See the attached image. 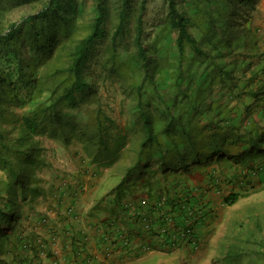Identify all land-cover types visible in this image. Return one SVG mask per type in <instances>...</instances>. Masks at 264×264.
<instances>
[{
    "label": "trees",
    "instance_id": "1",
    "mask_svg": "<svg viewBox=\"0 0 264 264\" xmlns=\"http://www.w3.org/2000/svg\"><path fill=\"white\" fill-rule=\"evenodd\" d=\"M166 1L167 14L160 31L175 34L179 64L185 61L186 48L193 51L194 58L204 59L208 53L203 47H210L212 54H220L229 50L233 42H240L241 32L246 39H252L238 47L245 48L255 41L248 30H234L233 16L238 10L234 0H216L214 6L212 0H206L210 7L197 6L194 12L180 9L177 0ZM242 1L251 3V0ZM147 2L93 0L92 16L78 21L67 15L70 8L76 7L74 0H0V255L6 247L13 253L20 250L23 239L7 233L4 226L12 229L26 203L41 194L34 175L35 168L40 167L42 149L37 137H52L66 147L74 140L92 142L91 146L98 145L97 158L104 156L110 161L116 159V150L123 148L125 135L117 132L112 135L114 122L102 114L100 106L88 111L85 117L80 108L83 104L98 103L96 93L101 74L94 66H101L106 72L104 78L118 79L131 87L136 84L129 83L127 73L136 68L142 74L139 93L145 84L155 85V75H162L156 58L150 55L151 48L144 43L143 15ZM14 9H20L18 18L12 17ZM192 30L201 36H194ZM233 32L239 34L237 39ZM131 47L133 50L122 60L120 48L129 51ZM248 51L257 53L254 42ZM215 57L212 58L215 60ZM221 65L222 85L218 92L212 89V84L219 81L217 76L212 77V84L207 88L199 87L198 82L182 86L174 81L165 90L163 86L152 89L157 104L164 106L165 111L160 110L159 118L155 119L147 111H139L142 119L139 145L127 149L133 156L124 167L117 187L133 185L140 178L142 188L152 194L156 187L145 175L151 164H157L165 174H190L192 167L201 165V159L237 161L239 157L247 162L264 152L261 147L264 133L257 121L252 120L249 126L245 125L246 118L234 122L239 116L249 115L251 106H257L255 99L264 100V91H257L260 87L253 85L256 76L263 74L264 65L261 70H253L249 84L242 86L240 81L225 84L224 76L229 70L227 64ZM220 90H225V100L220 97ZM142 97L138 95V99ZM181 105L193 111L195 117L200 115L201 107H211L210 112L218 118L208 116L211 121L202 123L205 128L201 126L196 133L190 128L187 132L180 118L175 117ZM17 108L23 111H15ZM157 119L162 121L160 129L156 127ZM241 127L244 133H240ZM203 130L208 133L204 134ZM230 130L236 131L233 136L226 133ZM191 199L190 195L168 199L162 209H170L183 217L186 206L192 209V203H187ZM237 199L232 193L225 197L230 204ZM259 246L258 260H264V239ZM33 253L37 257L35 250Z\"/></svg>",
    "mask_w": 264,
    "mask_h": 264
},
{
    "label": "rangeland",
    "instance_id": "2",
    "mask_svg": "<svg viewBox=\"0 0 264 264\" xmlns=\"http://www.w3.org/2000/svg\"><path fill=\"white\" fill-rule=\"evenodd\" d=\"M136 1L138 2V0ZM212 1V5H216L217 1ZM74 2L76 7L70 8L67 15L75 17L78 21L92 16L93 0H74ZM177 2L180 9L191 10V12H194L197 6L210 7L206 0L195 2L193 0H177ZM234 3L238 9L233 16L234 30L244 29L253 34L255 41H251L248 46L251 47L254 42L257 53H250L248 46L238 47L243 42L248 43L252 39H246L244 33L241 32L238 40L240 42L235 41L229 50L221 51L222 54L224 53L223 55L221 53L212 54L211 48L205 46L203 50L208 53L207 57L196 59L193 56V51L186 48L185 61L179 64L175 49V34L169 30L160 31V25L163 20L165 22L167 14V1L148 0L143 15L144 43L151 48L150 55L156 58V66L159 71H162V75H155V85L145 84L139 93L138 83L142 80V74L136 68L127 73L129 83L136 84L135 87H131L130 84H123L118 79L104 78L106 72L102 70L101 66H94L96 72L101 74L96 93L99 100L97 105L96 103L94 105L87 103L80 108V112L85 117L88 111L100 106L102 114L114 122L112 135L115 136L117 133L125 135L126 140L123 148L116 150L117 154L114 156L116 159L110 161V158L104 156L97 158L98 145L91 146L92 142L86 144L84 141L80 143L74 140L66 147L62 142L52 137L46 135L37 137L42 149L39 156L40 167L35 168L34 175L37 178L41 194L31 199L30 203H26L21 218L12 224V229L4 226L7 233L13 234L11 232L15 231L20 237L24 235V232L33 231L34 229H30L32 220L41 214L43 216L34 223L33 228L45 227L50 217L48 212L52 209L49 207L53 205L57 213L58 206L64 199L70 201L65 212L70 211L68 216L76 219L75 210L77 207L81 205L82 201L86 203L95 197L96 192H100L104 198L105 194L117 196L120 194L119 191L123 190L125 191L124 197H130L125 201L127 205L138 204L139 208L145 207L147 210L159 213L163 212L162 208L168 199L173 200L178 193L183 197L189 196L191 193L193 194L192 199L187 203H192V209L190 206H186L185 215L181 217L177 214V218L179 224L190 225L192 222L195 225L196 240L194 244L181 242L171 246L163 245L157 241L154 234H149V237L159 244L158 247L155 246V251L143 255L135 254V257L126 255L119 264H264V260H258L257 255L260 252L259 243L261 244L264 239V152L247 162L239 157L237 161L234 158H222L218 161L201 159V165L192 167L193 173L190 174L183 172L177 175H172L170 172L165 174L157 164H151L146 169L145 175L148 176L149 181L151 180L150 182H153L156 189L152 194L149 193L150 195L147 191L141 190L140 178L138 179L139 186L133 191L131 188L137 182L133 185L117 187L124 167L130 164V158L133 156V154H128L127 149L132 150L134 149L132 147L136 148L139 145L142 134V119L139 111H147L154 119L159 118L160 110L165 111L164 106L157 104L158 100L153 92L154 89L163 86L165 90L166 86L174 81L182 86H191L198 82L201 85L199 87L207 88L209 84H212L213 76H217L219 81L212 84V89H219L222 85L220 77L223 68L221 64L225 66L227 64L226 68L229 71L224 76V80H226L224 82L225 84L230 83V85L237 81H240L241 86L246 82L249 84L252 71L256 68L261 70L264 65V46L261 44L264 42L262 35L264 31L262 32L261 29L257 31L258 28L255 26L245 25L250 17L254 21L255 9L260 6V0H251L250 4H245L242 0H234ZM19 11L20 9H14L12 17L18 18ZM192 33L196 37L201 36L196 30H192ZM232 35H235V32ZM238 35H235L236 39ZM132 50L133 47L129 48V51L120 48L122 60H125ZM214 55L216 56L215 60L212 58ZM230 65L233 67H229ZM262 71L263 74L256 76L253 82V85L260 87L257 91H264V70ZM139 94H142V99H138ZM255 103L257 106L255 108L251 106L249 115L239 116L234 122L237 123L246 118L245 125L249 126L248 124L255 120L264 133V100L257 102L255 99ZM210 110L211 107H201L202 114H196V117L202 118L199 120L196 119L193 111L185 110L181 105L180 110L175 112V117L180 118L187 132L194 128L192 132L196 133L201 126L205 128L202 123L211 121L208 116L214 117V119L218 118L216 114L212 115L213 112ZM15 111L21 113L23 109L17 108ZM162 126V121L157 119L156 127L160 129ZM232 130L226 133L233 136L236 131L232 132ZM203 131L204 134L208 133L207 130ZM244 132V127H241L240 133ZM256 133L258 132L256 131ZM239 139L243 140L240 137ZM240 144L242 143L240 142ZM242 145L247 147V145ZM261 147L264 148V140ZM192 165L197 166L195 163ZM104 178L105 180L102 181ZM137 189L140 190L136 195ZM231 193L238 196L237 201L233 204L225 201V197ZM175 198L180 197L176 196ZM99 200L103 201V199L95 200L94 207L99 205ZM163 214H168V212ZM196 220L199 224H196ZM83 238H85L84 233L75 234L74 239L76 244L79 243L77 244L78 248H80ZM108 241L110 240L108 239ZM78 254H81V251H78Z\"/></svg>",
    "mask_w": 264,
    "mask_h": 264
},
{
    "label": "crops",
    "instance_id": "3",
    "mask_svg": "<svg viewBox=\"0 0 264 264\" xmlns=\"http://www.w3.org/2000/svg\"><path fill=\"white\" fill-rule=\"evenodd\" d=\"M255 12L254 21L250 17L245 25L255 26L258 28L257 31L261 29L263 32L264 0H260V6L256 7ZM262 35L264 36V33ZM261 44L264 46V42ZM218 91L217 89L216 92ZM220 92V97L222 96V99L225 100L226 96L223 95L225 90H220ZM246 99L247 97H245ZM104 180L105 178L102 181ZM137 186L139 183L132 186V191ZM138 190L140 189H137L135 194H139ZM141 190L147 191L143 188ZM119 193L117 196L108 193L109 195L105 194L103 198L100 192H96L95 197L86 203L82 201L81 205L77 207L75 210L76 219L68 216L70 211L65 212L70 204L69 200L64 199L66 202L63 201L58 206L57 213L52 205L49 207L52 209L48 212L50 217L46 226L33 228L34 223L43 214L33 218L30 229L34 230L24 232V235L20 236L23 239L20 250L13 253L7 251L10 249L6 247L7 249L5 248L4 253L0 255V264H21L25 260L28 262L27 264H119L126 255L135 257V254L143 255L155 251V246L158 247L159 244L139 229L137 223H134L132 213L125 208L127 207L125 201L130 197L125 198V191L123 190ZM189 195L192 196L193 194L190 193ZM176 196L182 197L180 193L174 198ZM98 199H103V201L100 202L99 200V205L94 207L95 200ZM163 212H168L175 222L179 223L177 213L170 209ZM149 213L156 231L162 224L161 218H159L161 214L151 210ZM30 219L32 218L30 217ZM125 231L128 234L127 238L122 235ZM11 233L18 235L15 231ZM82 233L85 234V238L82 239L80 248H78L77 244L79 243H75L74 236ZM140 244L141 246L138 247ZM32 248L37 252V257H35ZM78 251H81V254H78Z\"/></svg>",
    "mask_w": 264,
    "mask_h": 264
},
{
    "label": "built area",
    "instance_id": "4",
    "mask_svg": "<svg viewBox=\"0 0 264 264\" xmlns=\"http://www.w3.org/2000/svg\"><path fill=\"white\" fill-rule=\"evenodd\" d=\"M130 203V202H129ZM126 209H129V212L132 213V217L134 219V223H137V226L139 229H141L143 232L147 233L148 235L154 234V237L157 238V241L162 243L163 245L166 244L168 246H171L173 244H178L181 242H186L188 244H194L196 240V232L194 229V224L191 222L190 225H184L180 226V224H177L170 214H163L164 212H161V221L162 224L159 226V228L154 229V226L152 225V218L150 216L149 211L145 207L138 208L134 206L133 204H126ZM138 229V230H139ZM127 231H125L123 236L127 238L126 234ZM129 233V232H128ZM108 236V235H107ZM153 238V237H152Z\"/></svg>",
    "mask_w": 264,
    "mask_h": 264
}]
</instances>
